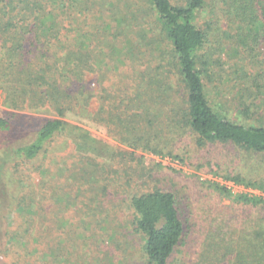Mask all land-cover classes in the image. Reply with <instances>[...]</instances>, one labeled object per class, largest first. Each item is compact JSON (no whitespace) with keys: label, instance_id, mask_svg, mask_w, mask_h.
<instances>
[{"label":"trees","instance_id":"1","mask_svg":"<svg viewBox=\"0 0 264 264\" xmlns=\"http://www.w3.org/2000/svg\"><path fill=\"white\" fill-rule=\"evenodd\" d=\"M202 12L210 15L205 30L197 22ZM222 24L231 30L214 32L211 25ZM212 37L220 51L224 39L242 53L235 73L226 76L238 93L229 109L230 99L221 95L225 71L211 75L203 69L221 60H206L202 53ZM115 71L121 80L102 89L96 111L91 78L101 72L104 82ZM213 77L219 83L216 101H210L206 86V78L212 83ZM0 89L11 110L0 116V264H7L8 252L12 264L41 260L33 249L42 248L43 235L30 238L36 221L26 220L30 227L21 232L9 219L14 208L31 213L49 177L56 185L66 182L57 190L60 214L75 202L89 209L85 199L98 203L93 211L102 215L97 223L103 235L90 236V246L103 251L104 243L119 241L117 232L108 230L115 227L110 220L121 221L108 214L104 200L113 180L126 183L118 171H108L107 154L137 164L138 151L182 160V139L191 134L200 148L225 144L264 156V0H0ZM70 120L101 124L124 148H111L107 141L98 146L91 131ZM66 136L73 140L67 142L71 163L59 151ZM73 173L80 182L76 197L66 185ZM225 178L259 194L234 196L216 184L220 201L264 207V181L240 173ZM113 188L128 212L129 231L119 235L142 240L143 264H264V222L239 233L218 217L191 255L186 248L192 225L174 192L142 185ZM92 193L104 199L98 202ZM67 223L60 219L54 227L61 256L65 241L59 239L67 236ZM43 226L40 222L37 229Z\"/></svg>","mask_w":264,"mask_h":264},{"label":"rangeland","instance_id":"2","mask_svg":"<svg viewBox=\"0 0 264 264\" xmlns=\"http://www.w3.org/2000/svg\"><path fill=\"white\" fill-rule=\"evenodd\" d=\"M198 26L207 29L210 24V15L208 12L198 13L197 15ZM215 31L219 29L230 31L231 28L227 24L222 25H211ZM222 41V51L219 50L220 45L216 42L214 37L211 38V42L203 49L202 53L211 60L221 59L215 64L207 63L206 69L203 68L207 73L219 72L223 73L224 81L226 82L221 92L222 98L230 99L229 104L226 103L227 109L229 106H233V102L238 93L235 90L234 84L226 76L227 74L235 73L234 64L240 62L238 55H241L238 46L232 42ZM218 40V42H220ZM156 48V47H155ZM158 50H161L157 46ZM239 52V53H238ZM115 55V54H112ZM114 56L110 57L113 59ZM205 72V73H206ZM103 73H95L91 80L93 81V88L97 95V100L94 103V109L97 111L101 105L99 99L102 89L109 88L111 85H116L118 81V72L107 73L106 80L101 81ZM216 80V81H215ZM212 83L206 78V86L209 89L210 101L217 100V90L219 87L217 77L212 78ZM218 99L217 102H219ZM5 93L0 89V116L9 115L11 110L5 106ZM37 116V115H36ZM42 117V115H40ZM73 125H78L84 129L91 131L93 141L97 142L98 146H102L105 141L109 142L111 148L124 147L118 144L116 141L111 139L109 135L103 131L105 129L101 124H97V127L84 126L83 124L70 120ZM66 141H63L60 145V153L64 156L65 161L71 163V151L72 147L67 145V142L73 140L66 136ZM183 146L181 147L178 155L182 157V160L171 158L169 156H157L151 153H145L138 151L137 158L141 157V161L137 164L119 158L110 159V155H106V159L103 161L108 166V171H118L123 175L124 181L121 179L117 182L113 180L108 197L104 200L105 209L108 210V214L113 216L118 221L115 224L110 219L112 227L110 225L109 231L114 233L117 232L118 243L116 247L112 242L104 243L103 251L99 250L98 246H90V236L102 239L101 225L97 222H101L102 215L98 211H93L97 208V202L90 203L88 199H85V203L89 204V209H86L81 203H74L75 206H68L69 209H65L62 214L59 213V208H62V201L58 202L59 186L64 188L66 182L59 183L56 185L55 179L49 177L46 183L45 189L41 192L42 200H37L32 208L31 213H24L22 208H14L13 216L9 221L14 227L16 221L18 229L23 232L24 229H28L30 226L27 225L26 220L36 221V225H33L30 231V238H34L37 235H43L42 248L36 247L38 245L37 240L32 242L38 252L37 256L41 260L29 261L25 264H143V242L139 237L132 239L128 235H119V233H127L128 220L127 208L123 201L121 194L116 195L112 189L117 187L118 184L127 189L130 185L132 187L143 186V189L151 188L152 186L158 187L165 191L174 192L179 199L181 209L185 217L189 220L192 225L191 235L188 240V247L191 255L194 254L201 248V242L206 240L207 235L214 230L217 218L219 223L230 231H239V233L251 231L258 225V223L264 222V207H253L250 205L244 206L236 204L231 199L225 198L220 201L219 194L214 191L216 184L226 186L234 196L239 195H258L259 192L252 188H245L242 185H234V183L225 180L228 175H236L238 173L247 176L257 181H264V156L256 155L254 153H248L240 150L231 145L225 144H211L206 145L202 148L196 145L195 137L191 134H186L183 139ZM180 146V145H179ZM88 152V151H87ZM111 152V149H110ZM92 153V152H89ZM102 162V161H101ZM144 168V171H143ZM142 172V173H141ZM70 176V177H69ZM71 183L67 185L69 190L73 191V197H76L79 192L80 182L77 181L79 178L75 173L69 175ZM114 179L118 177L110 174ZM111 178V177H110ZM111 178V179H113ZM142 179V180H140ZM128 182V184H127ZM88 186L87 184H85ZM88 188V187H86ZM38 193L39 188L35 189ZM59 192H58V191ZM39 194V193H38ZM101 201V197H96L95 193L90 194ZM66 207V206H65ZM74 207V208H73ZM98 214V215H95ZM222 218V219H221ZM66 220L68 226L64 230H68L66 237H60L59 240L65 241V249L62 252L54 244L57 237L59 236V229L55 231L57 221ZM100 220V221H99ZM102 220L103 222H108ZM123 221V222H122ZM127 221V222H126ZM224 221V223H222ZM43 222V228L38 230V224ZM26 223V224H25ZM121 228H116V226ZM116 228V229H115ZM18 230V231H19ZM67 239L71 240L69 247L66 249ZM40 247V244H39ZM92 247V248H91ZM46 253V256L43 254ZM183 252L179 258H183ZM34 257V254H32ZM7 264H12L13 255L8 252ZM193 263V262H192Z\"/></svg>","mask_w":264,"mask_h":264}]
</instances>
